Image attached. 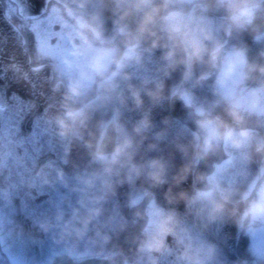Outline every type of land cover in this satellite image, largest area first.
<instances>
[{"label": "clouds", "instance_id": "obj_1", "mask_svg": "<svg viewBox=\"0 0 264 264\" xmlns=\"http://www.w3.org/2000/svg\"><path fill=\"white\" fill-rule=\"evenodd\" d=\"M53 11L67 18L69 41L60 61L67 81L63 114L55 118L60 135H75L85 127L90 110L115 106L111 128L116 135L102 131L99 137L86 141L102 171L82 178L83 183L92 186L98 182L102 197L110 193L113 177L132 160L153 126L145 97L150 105L159 104L165 93V78L181 70L188 81L199 67L196 83L213 81L218 97L214 107H220L221 112L195 110L198 132L193 133L191 148L181 149L186 157L191 151L192 158L176 168L170 183L169 164L161 158L150 159L145 174L153 185L168 183L167 204L182 201L206 225L231 221L238 230L264 229V136H257L248 125L249 118L256 117L258 126H264V52L251 62L244 48L234 46L225 53L227 39L253 25L257 14L264 11V0H57ZM104 12L114 17L111 35L105 33ZM256 29L258 38L264 36V22ZM156 51L160 53L156 75L133 83L134 74L129 69L143 67ZM245 81H252L254 87L244 97L234 92L225 94L228 85ZM125 107L143 111L131 133L118 119L119 109ZM163 135L164 130L156 132V140ZM221 146L246 160L253 155L259 158L260 173L252 184L237 187L222 184L219 174L193 173L196 160L214 154ZM147 147L152 150L157 144ZM141 171L133 165L128 178ZM189 174L194 176L193 191L173 193ZM168 235L174 236L178 245L175 264H224L214 244L191 243L175 209L163 206L151 212L138 246L148 264H158L157 256L165 251Z\"/></svg>", "mask_w": 264, "mask_h": 264}, {"label": "water", "instance_id": "obj_2", "mask_svg": "<svg viewBox=\"0 0 264 264\" xmlns=\"http://www.w3.org/2000/svg\"><path fill=\"white\" fill-rule=\"evenodd\" d=\"M11 1L20 15L33 17L42 13L51 0ZM102 19L105 33L111 35L114 17L104 12ZM159 55L156 51L146 58L143 67L129 69L134 74L133 83L156 75ZM200 70L198 67L188 81L183 79L181 70L172 72L165 78V93L159 104L150 105L145 97L153 126L132 160L113 177V190L102 197L98 182L88 186L82 180L102 171L86 141L107 131L115 106L90 110L85 127L75 135H60L55 118L63 114L64 86L51 85L50 68L31 65L24 37L5 15L0 1V243L12 264H52L56 257L64 255L74 262L122 256L127 264H148L138 246L149 216L158 206L174 208L187 239L193 244H214L224 264H258L237 253L243 229L238 230L231 221L206 225L182 201L167 204L168 183L153 185L144 171L150 159L166 160L170 183L176 168L192 158L191 151L186 157L181 149L191 148L196 131L172 114L173 97H178L194 113L196 109L221 112L220 107H214L216 100L211 90L204 82L196 83ZM119 112L122 128L131 133L143 111L125 107ZM253 129L257 136H264ZM161 130L164 135L156 140L155 133ZM149 143H156L157 147L149 150ZM222 150L225 158L214 162L209 174H219L222 184H252L260 173L258 157L253 155L246 160L227 146H222ZM198 164L199 159L193 173ZM133 165L142 171L138 176L131 174L129 179ZM193 178L189 174L173 193L183 190L190 194ZM148 196L144 208L147 221L142 227L131 210ZM164 245L165 251L157 256L158 264H175L178 245L174 236L168 235Z\"/></svg>", "mask_w": 264, "mask_h": 264}, {"label": "flooded vegetation", "instance_id": "obj_3", "mask_svg": "<svg viewBox=\"0 0 264 264\" xmlns=\"http://www.w3.org/2000/svg\"><path fill=\"white\" fill-rule=\"evenodd\" d=\"M4 6V13L5 15L18 27L20 32L24 37V48L30 55L31 65L32 66H44L48 67L51 70V85L54 86L57 83L64 86L66 89V77L62 74L61 68V56L67 50L69 46V41L66 35L67 28H66V21L67 18L63 16L62 13L53 11V5L57 2L55 0H51L48 2L46 9L33 17H24L18 13V7L15 3L11 0H0ZM258 21L264 22V11L257 14L256 18ZM253 22V24L256 22ZM256 26V25H255ZM252 28V25H250ZM258 37V32L256 35ZM259 38H263L264 36H259ZM231 38H229V43H231ZM247 41V40H246ZM260 41V40H259ZM258 40H254L252 42L247 41L245 44V49L250 45H256ZM226 45V46H227ZM225 46V47H226ZM217 100L216 97H214ZM195 116L193 118L194 130L198 132L196 125L194 123ZM250 127L260 130L264 134V127L262 126H255L252 124H248ZM225 158V154L222 150V146L218 151V157L210 163L211 170L208 171L205 175L210 173L213 169V162L220 161ZM202 158L200 157V160ZM259 160V158H258ZM260 163V161H259ZM149 200V197L140 204L142 205L146 200ZM146 201V203L148 202ZM143 212H140V215H136L137 212H134L133 209L138 208L134 207L131 210V215L133 217L138 216L139 223L143 227L146 224L147 218ZM246 231L242 230L240 235L238 245H237V253L238 255L244 260L255 261L258 264H264V247L262 248H253L247 245L249 241L248 235L245 234ZM244 233V234H243ZM123 264L124 258L122 256H114L109 259H90L85 260L82 262H74L68 256H59L56 257L52 264ZM0 264H12L8 255L5 253L2 245L0 243Z\"/></svg>", "mask_w": 264, "mask_h": 264}, {"label": "trees", "instance_id": "obj_4", "mask_svg": "<svg viewBox=\"0 0 264 264\" xmlns=\"http://www.w3.org/2000/svg\"><path fill=\"white\" fill-rule=\"evenodd\" d=\"M262 22L263 21L257 22L256 20V22L252 25V28L250 27V29L247 30V32L245 33L247 41L252 42L255 40L256 36H253V35H256V32H257L255 25H259ZM258 41L259 42H257L256 45H250L249 47L246 48V52H247L248 59L250 62L259 60L260 54L264 52V39L260 38L258 39ZM211 81L212 80H208L204 83L206 87H208L212 91L213 95L216 97L211 87H209V85L211 84ZM250 82L251 84H253L252 81ZM171 112L175 117L181 119L183 122L187 123L189 126L194 127V124H193L194 115L192 113V110L184 106V104L181 102V100L178 97H174L171 101ZM107 133L108 135H115L113 132V129L111 128V125L107 129ZM214 159H216V157L212 158V160ZM210 167H211L210 161H204L203 159H201L195 173H200V174L205 175L210 170ZM146 201L142 205H140L138 208L133 209V211L142 213L143 207Z\"/></svg>", "mask_w": 264, "mask_h": 264}, {"label": "rangeland", "instance_id": "obj_5", "mask_svg": "<svg viewBox=\"0 0 264 264\" xmlns=\"http://www.w3.org/2000/svg\"><path fill=\"white\" fill-rule=\"evenodd\" d=\"M248 29H250V26H248L245 29L233 34V36L231 37V40H230L231 43H229L225 47V53H227L234 46L235 47H241V48L245 49V44L247 42L245 33L247 32ZM258 39H260V38H258V37L255 38V40H258ZM247 57H248V55H247ZM209 87H211V89L213 90V88H214L213 81H211V84L209 85ZM252 87H254V85L251 84L250 81H245V82H240V83L235 84V85H228L224 89V92H225V94H230V93L234 92L238 97H244ZM216 98H218V97L216 96ZM248 124L258 126L257 118L256 117L249 118ZM262 127H264V126H262ZM219 149L214 154H209V155L203 156L201 158L204 161H210V163H211L213 157H216V158L218 157ZM210 170H211V168H210ZM245 234H247L248 238H249V241L247 242V245L249 247H252V249L264 247V229H261L259 231H246Z\"/></svg>", "mask_w": 264, "mask_h": 264}]
</instances>
